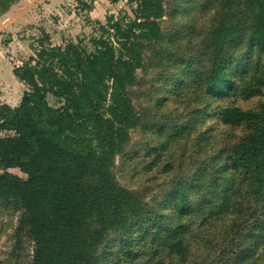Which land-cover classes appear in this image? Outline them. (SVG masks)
<instances>
[{
	"label": "trees",
	"instance_id": "16d2710c",
	"mask_svg": "<svg viewBox=\"0 0 264 264\" xmlns=\"http://www.w3.org/2000/svg\"><path fill=\"white\" fill-rule=\"evenodd\" d=\"M139 1L132 24L109 19L100 26L104 36L96 41L97 54L74 42L55 47L39 77L32 74V90L20 105L0 108V131L10 133L0 137V200L23 210L22 223L35 246L31 264H120L122 256L113 252L117 245L127 260L137 259L132 247L151 235V223L163 220V213L157 215L113 173L129 131L140 123L129 94L136 72L145 68L144 53L151 49V62L161 64L158 45L167 36L157 22L167 12L165 0ZM216 14L196 78L210 98L220 100L261 85L248 74L255 54L264 53V0H223ZM53 85L61 89L58 108L46 102ZM215 115L221 125L245 126L247 133L221 162L218 157L219 176L203 206L227 200L236 183H245L260 214L253 229L229 240L224 252L230 264H257L264 246V102L257 109L226 104ZM176 208L182 215L193 212L184 194ZM170 252L186 256L184 240L178 238Z\"/></svg>",
	"mask_w": 264,
	"mask_h": 264
},
{
	"label": "rangeland",
	"instance_id": "374dc122",
	"mask_svg": "<svg viewBox=\"0 0 264 264\" xmlns=\"http://www.w3.org/2000/svg\"><path fill=\"white\" fill-rule=\"evenodd\" d=\"M139 2L0 0V108L20 105L32 90V74L39 77L42 67L54 58L55 47L74 42L88 54H97L96 41L104 36L100 26L109 19L132 24ZM163 3L167 12L157 21L167 34L158 45L163 59L158 65L151 62L152 49L144 53L145 68L136 72L137 84L129 90L140 123L129 131V144L116 156L113 173L123 187L140 192L157 215L164 217L160 223H151L156 225L151 235L132 247L139 254L137 259L127 260L118 245L113 252L122 256L120 264H201L206 260L230 264L224 248L238 234L252 230L260 213L254 212L258 202L242 181L227 200L216 199L203 206L211 196L210 184L219 176L218 157L221 162L222 154L247 133L245 126L221 125L215 114L226 104L257 109L264 102V53L255 54L248 74L260 86L248 85L234 95L213 100L196 76L203 70L204 43L223 0ZM50 88L48 106H62L60 87ZM7 134L0 131V137ZM10 171L27 177L18 168ZM182 194L193 207L188 215L176 208ZM223 204L227 205L221 211ZM22 220L19 205L0 200L1 264H31L33 260L34 242ZM178 238L186 244L184 257L170 252ZM257 257V264H264V246Z\"/></svg>",
	"mask_w": 264,
	"mask_h": 264
}]
</instances>
